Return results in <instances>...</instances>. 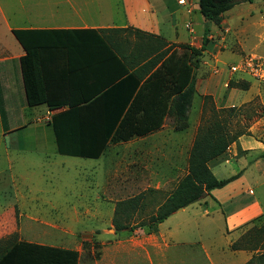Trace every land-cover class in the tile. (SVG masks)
<instances>
[{
  "label": "rangeland",
  "instance_id": "374dc122",
  "mask_svg": "<svg viewBox=\"0 0 264 264\" xmlns=\"http://www.w3.org/2000/svg\"><path fill=\"white\" fill-rule=\"evenodd\" d=\"M256 5L253 4V7ZM249 7L247 3L236 4L228 12L230 17L226 22L229 26L225 22L223 27L207 24L201 16H198L195 26L188 25L187 29H191L190 34L195 38V47L200 48L203 37L207 40L201 55L190 61L194 81L211 77V84L215 86L212 92L218 98L217 103L213 96H208L215 109L235 107L237 116L231 120L230 129H245L250 136H242L247 144L239 146L240 149L237 146L232 148V144L221 159V165L212 170L219 180L240 171L241 176H245L244 180H236L227 188L213 191L214 197L221 200V206L212 201L206 206L200 201L198 205L194 203L184 211L171 215L158 226L153 235L155 241L161 244L157 250V259L161 264H244L256 253L232 251L230 246L234 242H241L242 236L245 237L252 227L264 225V212L252 218L255 221L246 220L243 224L248 222V225L231 232L226 230L222 214L234 207L230 195L237 193L236 202L244 195L259 201L264 208V152L259 153L253 147L255 142L264 141V124L259 119L260 114L264 113V79L239 70L248 56L263 59L259 56L261 49H257L255 40L253 42L252 37L245 36L241 23L238 24ZM186 23L187 20L176 23L181 37L187 35L184 28ZM227 29L229 32H226ZM130 40L133 38L130 37ZM176 49L179 54L184 52ZM184 53L189 54L188 51ZM243 83L248 84L246 91L241 90ZM260 96H263L262 100ZM203 97H193L187 116V129L183 132L190 129L196 134L202 115H210L208 110L203 113ZM221 103H226L225 107ZM196 106L201 107L200 114L194 110ZM11 120L14 124L15 118ZM19 122L25 125L6 135L4 132L7 130L0 129V241L13 236L18 239L19 227L21 237L30 242L39 240L59 246L62 238L64 249L77 251L78 264H98L103 246L122 236L114 234L111 221L117 201L144 193L145 206L136 217L146 219L187 171L191 146L186 151L176 153L177 168L168 167L164 158L167 159L169 153L166 149L159 152L160 148L156 147L153 151L155 158L162 156L163 159L155 161L153 180L147 184H134L129 174L144 169L131 165V149L127 144L111 146L108 158H112L114 152L118 154L117 163L112 168L106 157L92 160L59 155L55 152L52 132L44 123H37L29 117H23ZM162 126L175 133H183L174 130L176 123L171 117L165 118ZM118 172L124 175L121 192H118ZM125 177H128L127 180H124ZM102 186L106 189L105 198L99 194ZM13 206L17 207L21 218L18 219L17 211L15 215L8 211ZM132 234L134 232L125 235L130 238ZM244 239L245 246L254 243L247 236ZM164 240L168 247L163 245ZM116 255L119 260L117 264H147L136 253L121 250ZM153 263L157 264L155 260Z\"/></svg>",
  "mask_w": 264,
  "mask_h": 264
},
{
  "label": "trees",
  "instance_id": "16d2710c",
  "mask_svg": "<svg viewBox=\"0 0 264 264\" xmlns=\"http://www.w3.org/2000/svg\"><path fill=\"white\" fill-rule=\"evenodd\" d=\"M255 1L258 0H198L197 4L204 22L219 26L223 15L236 4ZM11 33L26 53L20 59L26 105H45L51 110L68 107L67 114L51 122L58 154L97 159L107 144L125 143L151 134L162 127L167 117L174 119L175 131L187 129L188 111L197 95L190 61L204 51L205 37L200 48H195L168 45L159 37L130 28L12 30ZM80 47L95 52L91 62L82 67L91 70L86 83L80 81L84 76H79L77 83L69 84L68 94L57 86L50 88L40 64L39 51ZM176 48L189 54H179ZM97 68L104 69V76L99 80L102 74H94ZM247 89L248 84L243 83L241 90ZM74 91L80 97L71 100ZM203 100V113L208 110L210 115H202L188 152L185 175L146 219L136 217L145 206L144 193L117 201L111 219L114 234H130L138 229L146 234L156 233L158 226L178 208L198 203L212 191L240 178L241 171L219 180L208 165L225 154L232 144L240 149L238 139L250 136L249 131L230 129L231 120L237 116L235 107L215 109L210 96L205 95ZM98 109L100 111L96 112ZM262 116L263 113L259 118ZM246 225L248 222L238 228ZM246 236L254 243L245 246ZM245 237L242 236L241 242L232 243L231 250L256 251L244 264H264V225L252 227ZM0 264H78V253L20 241L13 236L0 241Z\"/></svg>",
  "mask_w": 264,
  "mask_h": 264
},
{
  "label": "crops",
  "instance_id": "0c3cea01",
  "mask_svg": "<svg viewBox=\"0 0 264 264\" xmlns=\"http://www.w3.org/2000/svg\"><path fill=\"white\" fill-rule=\"evenodd\" d=\"M179 1H182V3H179ZM197 1L198 0H0V106L2 108V110L0 109V129L2 131L7 130V132H4V135L19 130L25 125L22 123L20 124L19 121H21L23 117H29L31 120L37 123H44L50 128L55 144L51 122L55 117L61 114H67L68 112L67 106L51 110L45 105L36 107H28L26 105L20 68V59L25 57L26 53L12 35V30H108L130 28L159 37L168 45H189L195 47L193 41L195 38L190 34L191 29L187 28L189 24L195 26L198 21V16H201L198 11ZM253 4H257L256 7H253ZM249 6L246 15H244L243 18L241 17L238 24L241 23L242 32L245 36H248V38L252 37L253 42L255 40L257 49H261V55L259 56L264 60V0L255 1L249 4ZM228 12L223 15V20L220 24L221 27H223V22L227 24L226 21L230 17ZM183 20H187V23L184 25L187 31L186 37L184 35L181 37L176 29L177 21ZM226 26L229 25L227 24ZM226 32H229V29H227ZM38 54L48 86L52 89L59 87V89L68 94L67 90L70 87L69 84L77 83V78L79 76H84V78H79L83 83H86V79L90 77L89 72L91 70H85L82 69V67L91 62V57L94 56L93 54H95V52L85 47L74 49L49 48L40 50ZM79 68L81 69L78 70ZM94 71H96L94 74H99V76L102 74L101 77L96 76L98 80L103 78L104 69L97 68ZM83 79L85 80L83 81ZM211 80V77L208 79H197L195 81V92L198 96L211 95L213 96L214 102L217 103L218 98L214 92H212L215 86L211 84ZM86 85L89 84L87 83ZM79 97V93L74 91L70 99L76 100ZM260 98L262 100L263 96H260ZM222 104L224 105L223 107H225L226 103H221V105ZM200 108L201 107L196 106L194 110L200 114ZM99 111L98 109L96 112ZM189 113L190 109L188 111V114ZM11 118H15L14 124H12ZM259 119L264 124V113ZM194 134L190 129L183 133H175L173 130L171 131L162 126L151 134L133 138L125 143H109L103 153L97 159L92 160L106 157L109 159L113 168L117 163L118 157L116 155L118 154L114 152L112 158H108V152L111 146L117 147V145L120 144H127L126 146L131 149V165H134L135 168L144 169L139 173H137V171L130 173L129 178L134 184H138L139 182L141 184H147L154 178L153 169L155 168V161L160 162L163 159L162 156L155 158L153 154L155 148H160L159 152L166 149L169 156L167 159L164 158V160H167L165 163L168 162V167L170 168H177L176 153L178 151L183 152L184 150H188V147L192 145ZM244 140L246 139L240 137L238 139V145L243 146V144H247ZM231 147L235 148L236 144H233ZM253 147L257 148L259 153L264 152V141L255 142ZM55 152L57 153L56 144ZM223 157L224 154L209 163L208 166L211 171L213 168L221 165V159ZM157 166L160 167L161 164ZM122 176H124L122 173H117L119 183L118 192L122 191ZM127 178L128 177H125L124 180H127ZM244 178L245 176L242 175L237 180H244ZM227 187L228 186H225L224 188ZM105 191V186H102L99 194L103 198H105ZM236 196H238V193L230 195L232 203L235 204L234 207L226 214L222 213L225 217L224 222L226 230L229 232L239 227L246 220L258 217L264 212L262 204L254 198L242 195L243 197L241 200L236 202ZM211 201L221 206V200L214 197L213 191L210 193V196H206L201 200L206 206H208ZM199 203L200 202L195 204L198 205ZM186 208L174 214L182 212ZM9 210H11L14 215L17 211L18 219L22 217L16 206L9 208L8 211ZM21 231L19 227L18 240L20 241L42 246L63 248L64 242L62 238L61 242L58 244L59 246L38 242L39 240L30 242L26 240V238L24 239L21 237ZM143 232V230L138 229L134 231V234H132L130 238L122 234L117 240L114 239L112 242H108L107 245L103 246L101 255L99 254L98 264H117L119 260L116 254L121 250L127 253H136L139 258L146 260L147 264H154V260L157 264H161L159 259H157L159 256L157 250L161 248V244L159 241H155L154 233L146 234ZM163 245L168 247V245L165 244V240L163 241Z\"/></svg>",
  "mask_w": 264,
  "mask_h": 264
},
{
  "label": "built area",
  "instance_id": "2783aa9c",
  "mask_svg": "<svg viewBox=\"0 0 264 264\" xmlns=\"http://www.w3.org/2000/svg\"><path fill=\"white\" fill-rule=\"evenodd\" d=\"M179 3H182V1H179ZM263 65V59L248 56L241 63L239 70L248 71L251 76L259 79H264V70L262 69ZM236 69H234V71Z\"/></svg>",
  "mask_w": 264,
  "mask_h": 264
},
{
  "label": "water",
  "instance_id": "95a60500",
  "mask_svg": "<svg viewBox=\"0 0 264 264\" xmlns=\"http://www.w3.org/2000/svg\"><path fill=\"white\" fill-rule=\"evenodd\" d=\"M180 210H181V208H178V209L176 210V212H177V211H180Z\"/></svg>",
  "mask_w": 264,
  "mask_h": 264
}]
</instances>
